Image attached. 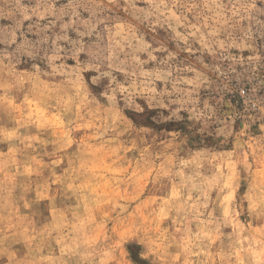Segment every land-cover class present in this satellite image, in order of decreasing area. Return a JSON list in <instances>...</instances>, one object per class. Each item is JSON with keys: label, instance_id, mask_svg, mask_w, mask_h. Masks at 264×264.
<instances>
[{"label": "rangeland", "instance_id": "1", "mask_svg": "<svg viewBox=\"0 0 264 264\" xmlns=\"http://www.w3.org/2000/svg\"><path fill=\"white\" fill-rule=\"evenodd\" d=\"M0 264H264V0H0Z\"/></svg>", "mask_w": 264, "mask_h": 264}]
</instances>
